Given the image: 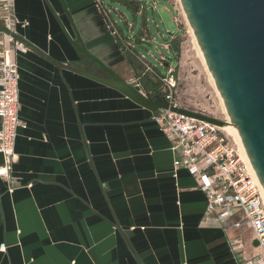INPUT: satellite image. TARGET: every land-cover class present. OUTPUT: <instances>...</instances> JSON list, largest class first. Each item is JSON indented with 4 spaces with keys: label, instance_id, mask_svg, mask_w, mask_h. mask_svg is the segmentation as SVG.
<instances>
[{
    "label": "crops",
    "instance_id": "0c3cea01",
    "mask_svg": "<svg viewBox=\"0 0 264 264\" xmlns=\"http://www.w3.org/2000/svg\"><path fill=\"white\" fill-rule=\"evenodd\" d=\"M164 1L172 6L170 36L181 39L189 26L182 4ZM16 7L27 23L19 34L54 59L105 72L77 50L62 21L135 85L94 0H16ZM18 63L28 128L16 141L13 173L22 186L10 192L0 180V264H236L232 235L200 224L208 199L195 177L186 168L173 176L175 154L155 113L32 49ZM162 63L165 74L174 69Z\"/></svg>",
    "mask_w": 264,
    "mask_h": 264
},
{
    "label": "built area",
    "instance_id": "2783aa9c",
    "mask_svg": "<svg viewBox=\"0 0 264 264\" xmlns=\"http://www.w3.org/2000/svg\"><path fill=\"white\" fill-rule=\"evenodd\" d=\"M138 1L148 6L150 0ZM95 2L112 32L121 37L110 11L101 0ZM151 3L157 7L154 0ZM0 22L7 29L0 32V155L3 158L0 180L6 181L9 191L14 192L22 186L15 184L13 173L19 159L16 141L19 130L28 128L20 115L18 55L29 51L24 42L14 37L20 26L27 25L17 16L16 0H0ZM164 48L169 49V44ZM141 59L161 81L165 103L181 107L176 98L179 87L174 69L170 68L163 74L155 71L153 64L144 56ZM161 61L166 60L162 57ZM154 120L170 139L171 150L175 154L173 176L177 178L181 169H188L206 194L208 202L200 224L221 227L228 234L232 230L237 231L228 241L236 264H264V187L244 160L239 145L229 139L223 127L171 109H160L154 114ZM241 230L243 233H239ZM247 231H251L258 242L256 247L245 240ZM0 249L6 250L5 245Z\"/></svg>",
    "mask_w": 264,
    "mask_h": 264
},
{
    "label": "water",
    "instance_id": "95a60500",
    "mask_svg": "<svg viewBox=\"0 0 264 264\" xmlns=\"http://www.w3.org/2000/svg\"><path fill=\"white\" fill-rule=\"evenodd\" d=\"M179 2L195 33L233 125L264 187V0H179ZM94 3L96 5L95 0ZM60 23L77 50L103 68L107 76L86 69L82 63L60 62L19 33L14 37L24 42L29 50L32 49L59 68L109 86L153 113L160 109H171L212 125L224 127L228 124L229 121L226 120L185 107L173 106L159 99H150L139 84L133 85L120 77L111 65L105 64L95 53L88 50L81 35L76 34V38L72 37L62 21ZM1 31L7 29L0 22Z\"/></svg>",
    "mask_w": 264,
    "mask_h": 264
},
{
    "label": "rangeland",
    "instance_id": "374dc122",
    "mask_svg": "<svg viewBox=\"0 0 264 264\" xmlns=\"http://www.w3.org/2000/svg\"><path fill=\"white\" fill-rule=\"evenodd\" d=\"M157 7H153L150 0L144 13L135 14L134 11L126 4L118 0H104L110 16L114 19L120 30L125 35H131L133 38L139 36L140 30L145 23L150 33L148 42L137 44L136 49L140 54H144L149 63H153L158 71L165 73L167 68L161 62V55L168 59L169 63L174 66V75L178 83L177 101L181 107H185L196 112L226 120L227 107L224 105L220 92L216 89L212 77L208 73L207 66L203 62L200 50L197 47L195 38L190 32V27H186L181 37L182 52L176 59L170 49L164 48V45L177 38L171 37L169 31L175 29L174 20L171 18L168 8L172 6L164 0H154ZM155 68V71H157ZM169 70V69H168ZM152 76L157 78L152 71H148ZM131 76V75H130ZM134 80V79H133ZM135 84L136 81L134 80ZM161 83V89H162ZM224 106H223V105ZM225 108V109H224ZM229 139L236 143L234 136L226 132ZM243 230L239 231V233ZM237 233L236 230L230 232L231 235ZM245 233V232H244ZM248 244L257 246L258 242L253 238L251 231L244 234Z\"/></svg>",
    "mask_w": 264,
    "mask_h": 264
},
{
    "label": "trees",
    "instance_id": "16d2710c",
    "mask_svg": "<svg viewBox=\"0 0 264 264\" xmlns=\"http://www.w3.org/2000/svg\"><path fill=\"white\" fill-rule=\"evenodd\" d=\"M101 1L102 4H104V0ZM118 1L129 6L135 14L144 13L146 10V5L138 0ZM104 5L106 6L107 4ZM116 28L121 35V37L117 36V40L119 41L121 48L124 49L126 61L133 69V77L136 79L137 84L141 86L144 93L147 94L150 99H159L160 101L165 102L164 94L161 91V81L148 72L149 70L147 69L146 64H144L145 60L141 59V54L136 49L138 43L148 42L150 40V33L147 25L145 23L143 24L139 36L136 38H133L131 35H125L123 31L120 30L117 22ZM181 42L180 39H175L169 42V48H171L176 59L179 58L182 52Z\"/></svg>",
    "mask_w": 264,
    "mask_h": 264
},
{
    "label": "bare ground",
    "instance_id": "6f19581e",
    "mask_svg": "<svg viewBox=\"0 0 264 264\" xmlns=\"http://www.w3.org/2000/svg\"><path fill=\"white\" fill-rule=\"evenodd\" d=\"M180 3H181V2H180ZM183 11H184V10H183ZM185 16H186V15H185ZM188 23H189V22H188ZM189 27H190V32H192V35H193L194 38H195L196 45H197V47H199L198 40H197L196 37H195V33L192 31V28H191L190 25H189ZM198 49L200 50L199 52H200V54H201V58H202L203 62H205L204 56H203V54H202L201 47H199ZM205 65L207 66V62H205ZM207 69H208V71H209L208 73H209L210 76H211V73H210V70H209L208 66H207ZM211 77H212V76H211ZM211 79H212L213 83H215L214 77H212ZM215 85H216V83H215ZM216 89H217V88H216ZM217 90H218V89H217ZM222 105H223V104H222ZM223 106H224V105H223ZM224 109H225V108H224ZM225 110H227V109H225ZM225 112H227L226 121H229V122H228V124H226V125L223 127V130L226 131V132H228L230 135H232V136L235 137V139H236V141H237V143H238V145H239L240 151L242 152V156H243L244 160H246V162L248 163V165L251 166V169L253 170V172L256 173L255 168H254V166L252 165V162H251V160H250V158H249L248 152H247V151L245 150V148H244V145H243V143H242V140H241L240 136L238 135V132H237L235 126L233 125V121L231 120V117H230V115L228 114V111H225Z\"/></svg>",
    "mask_w": 264,
    "mask_h": 264
},
{
    "label": "flooded vegetation",
    "instance_id": "af4514ba",
    "mask_svg": "<svg viewBox=\"0 0 264 264\" xmlns=\"http://www.w3.org/2000/svg\"><path fill=\"white\" fill-rule=\"evenodd\" d=\"M86 67V66H85ZM87 69V68H86ZM113 70L115 71V69L113 68ZM105 71V70H104ZM116 72V71H115ZM97 73V72H96ZM99 74V73H98ZM100 75H103V76H107V72L105 71L104 74H100Z\"/></svg>",
    "mask_w": 264,
    "mask_h": 264
}]
</instances>
